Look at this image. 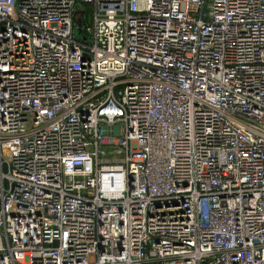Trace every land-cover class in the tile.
<instances>
[{"label":"built area","instance_id":"2783aa9c","mask_svg":"<svg viewBox=\"0 0 264 264\" xmlns=\"http://www.w3.org/2000/svg\"><path fill=\"white\" fill-rule=\"evenodd\" d=\"M0 264H264V0H0Z\"/></svg>","mask_w":264,"mask_h":264},{"label":"water","instance_id":"95a60500","mask_svg":"<svg viewBox=\"0 0 264 264\" xmlns=\"http://www.w3.org/2000/svg\"><path fill=\"white\" fill-rule=\"evenodd\" d=\"M77 24L80 25V21H77Z\"/></svg>","mask_w":264,"mask_h":264}]
</instances>
